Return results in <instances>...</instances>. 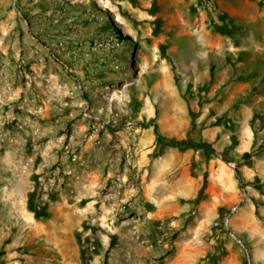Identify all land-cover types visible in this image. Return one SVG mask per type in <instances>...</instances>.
I'll return each instance as SVG.
<instances>
[{
    "label": "rangeland",
    "instance_id": "rangeland-1",
    "mask_svg": "<svg viewBox=\"0 0 264 264\" xmlns=\"http://www.w3.org/2000/svg\"><path fill=\"white\" fill-rule=\"evenodd\" d=\"M83 252L264 264V0H0V264Z\"/></svg>",
    "mask_w": 264,
    "mask_h": 264
},
{
    "label": "trees",
    "instance_id": "trees-1",
    "mask_svg": "<svg viewBox=\"0 0 264 264\" xmlns=\"http://www.w3.org/2000/svg\"><path fill=\"white\" fill-rule=\"evenodd\" d=\"M131 3L135 4V0H129ZM157 142L160 146H162L163 148L166 147H175V148H179V149H188V148H198L201 149L205 152V154L207 156H210L212 154H218L217 151H215V149H213V147L209 144L203 143L200 145H193V141L186 139V140H181V141H177V140H170V141H164V139L162 138V136L160 134H157ZM224 155H222L223 157ZM247 157L249 155H246ZM35 193H32L30 196V210L34 212L35 217L37 219H40L42 217H48L49 214L48 213H41L39 211H37L35 209V207L33 206L32 203V199L34 198ZM201 196H202V190L199 192L198 198L196 199V203H199L201 201ZM220 212H224V209H220ZM82 264H88V259L85 257V252L82 253Z\"/></svg>",
    "mask_w": 264,
    "mask_h": 264
},
{
    "label": "built area",
    "instance_id": "built-area-1",
    "mask_svg": "<svg viewBox=\"0 0 264 264\" xmlns=\"http://www.w3.org/2000/svg\"><path fill=\"white\" fill-rule=\"evenodd\" d=\"M85 118L88 119L89 121H93L94 123H96L99 120L98 117H95L87 112L85 113Z\"/></svg>",
    "mask_w": 264,
    "mask_h": 264
}]
</instances>
